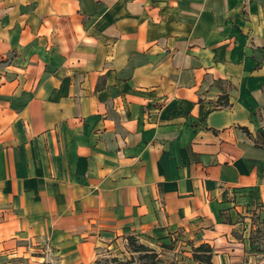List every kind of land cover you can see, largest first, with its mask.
<instances>
[{"label":"crops","instance_id":"1","mask_svg":"<svg viewBox=\"0 0 264 264\" xmlns=\"http://www.w3.org/2000/svg\"><path fill=\"white\" fill-rule=\"evenodd\" d=\"M253 206L264 0H0V264L177 227L246 264Z\"/></svg>","mask_w":264,"mask_h":264},{"label":"rangeland","instance_id":"2","mask_svg":"<svg viewBox=\"0 0 264 264\" xmlns=\"http://www.w3.org/2000/svg\"><path fill=\"white\" fill-rule=\"evenodd\" d=\"M230 198H232L231 202L239 203L244 199V195L233 194V196ZM253 208L257 209L256 206H253L250 209L251 215L249 216L252 220V223H254V229L250 233L251 246L249 251H253L251 252L253 254L250 256L247 255L244 258V263L264 264V220H261L259 216L260 214L256 213L255 209ZM128 235L136 236L139 242L155 249L159 255V258L165 264H198L192 258L191 248L199 244L200 237L196 232L194 233V237L191 238V236L185 232L184 228L182 227H177L172 231H168V234L165 237L154 236L152 238L149 236V238H147L146 236H139L138 234L130 232L121 233L119 236H117V240L114 239L110 242L105 241L104 244L96 247L95 255L89 264H103L105 259H110L112 257H118V259L122 260V262L129 260L131 254L127 252L126 237ZM5 262L6 260H4L3 263ZM43 264L51 263L44 262ZM132 264H137V261Z\"/></svg>","mask_w":264,"mask_h":264},{"label":"trees","instance_id":"3","mask_svg":"<svg viewBox=\"0 0 264 264\" xmlns=\"http://www.w3.org/2000/svg\"><path fill=\"white\" fill-rule=\"evenodd\" d=\"M224 96L219 98V101H223ZM219 106L226 105V102L218 104ZM127 240V252L131 254L129 260H119L118 257H112L105 259L103 264H132L137 261V264H165L160 258L155 249L145 245L138 241L136 236L128 235ZM136 256H134V255ZM191 254L193 260L198 264H215L214 253L212 248L207 243H199L197 246L191 248ZM136 259V261H135Z\"/></svg>","mask_w":264,"mask_h":264}]
</instances>
